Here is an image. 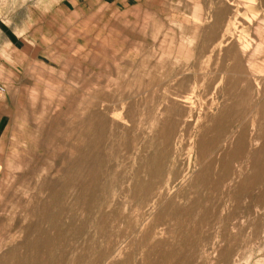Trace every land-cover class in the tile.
<instances>
[{"label":"rangeland","instance_id":"374dc122","mask_svg":"<svg viewBox=\"0 0 264 264\" xmlns=\"http://www.w3.org/2000/svg\"><path fill=\"white\" fill-rule=\"evenodd\" d=\"M0 79V264H264L261 0H0Z\"/></svg>","mask_w":264,"mask_h":264},{"label":"bare ground","instance_id":"6f19581e","mask_svg":"<svg viewBox=\"0 0 264 264\" xmlns=\"http://www.w3.org/2000/svg\"><path fill=\"white\" fill-rule=\"evenodd\" d=\"M261 1L264 3V0H261ZM229 55H230V54H229ZM234 64H235V63H234ZM234 64H233V65H234ZM237 67H238V65H237ZM255 68H256V67H255ZM253 70H254V68H253ZM240 71H241V70H240ZM251 71H252V70H251ZM257 71H259V69H257ZM235 72H236V69H235ZM255 72H256V71H255ZM232 73H233V71H232ZM238 73H240V72H238ZM234 74H235V73H234ZM234 74H233V75H234ZM257 74H258V72H257ZM231 75H232V74H231ZM240 75H241V74H240ZM236 76H237V74H236ZM252 76H253V75H252ZM242 77H243V76H242ZM232 79H233V77H232ZM239 79H240V78H239ZM252 79H253V77H252ZM252 79L249 80V81L251 82ZM225 80H226V79H225ZM244 80H246V79H244ZM229 81H230V80H229ZM234 81H235V80H234ZM238 81H239V80H238ZM247 81H248V80H247ZM247 81H245V83H246ZM256 81H257V80H256ZM241 82H242V80H241ZM253 82H254V80H253ZM208 83H209V82H208ZM245 83H244V85H246ZM257 83H259V82H257ZM226 85H227V84L225 83V86H226ZM231 86H233V85H231ZM252 86H253V85H252ZM252 86H251V87H252ZM253 87H254V86H253ZM234 90H235V87H234ZM250 90H251V89H250ZM229 91H230V90H229ZM231 91H232V90H231ZM248 91H249V90H248ZM253 91H254V90H253ZM231 94H232V93H231ZM232 95H233V94H232ZM247 96H248V95H247ZM250 96H251V95H250ZM236 99H237V98H236ZM248 99H249V98H248ZM246 100H247V99H246ZM247 101H248V100H247ZM234 102H235V101H234ZM244 103H245V102H244ZM246 103H247V102H246ZM248 103H249V102H248ZM248 103H247V104H248ZM235 104H236V102H235ZM235 104H234V106H235ZM239 104H243V103H239ZM230 105H231V104H230ZM244 106H245V105H244ZM231 107H232V106H231ZM236 107H238V106H236ZM239 107H240V106H239ZM242 108H243V107H242ZM234 110H235V109H234ZM240 110H241V109H240ZM230 111H231V110H230ZM261 111H262V108H261ZM164 112H165V111H164ZM169 112H171V111H169ZM171 113H172V112H171ZM232 113H233V112H232ZM241 113H242V112H241ZM262 113H263V111H262ZM169 114H170V113H169ZM235 114H236V113H235ZM167 115H168V114H167ZM169 116H170V115H169ZM230 116H231V114H230ZM234 116H236V115H234ZM259 116H260V115H259ZM167 118H168V117H167ZM215 118H216V117H215ZM165 119H166V118H165ZM213 119H214V118H213ZM216 119H217V118H216ZM219 119H220V121H223L225 118H224L223 120H221V118H219ZM213 121H216V120H213ZM220 121H219V122H220ZM263 121H264V120H263ZM263 121H262V122H263ZM219 122H217V123H219ZM229 122H230V121H229ZM262 122H261V123H262ZM213 123L215 124V122H213ZM220 123H221V122H220ZM225 123H226V122H225ZM258 123H259V122H258ZM169 124H170V123H169ZM221 124H223V123H221ZM212 125H213V124H212ZM215 125H216V124H215ZM218 125H219V124H217V127H218ZM162 126H163V125H162ZM165 126H167V125H165ZM219 126H220V125H219ZM221 126H222V125H221ZM256 126H257V125H256ZM168 127H169V125H168ZM258 127H259V126H258ZM214 128H216V126H214ZM223 128H224V127H223ZM260 128H261V126H260ZM160 130H161V129H160ZM170 130H171V128H170ZM257 130H258V128H257ZM262 130H263V129H262ZM171 131H172V130H171ZM263 131H264V130H263ZM166 132H168V131H166ZM225 132H226V131H225ZM225 132H224V133H225ZM259 132H260V131H259ZM162 134H163V132H162ZM169 134H170V132H169ZM202 135H203V134H202ZM213 135H214V134L212 133L211 136H213ZM254 135H255V134H254ZM168 136H169V135H168ZM168 136H167V138H169ZM214 137H215V136H214ZM199 140H200V139H199ZM217 140H218V139H217ZM166 141H167V140H166ZM202 143H204V142H202ZM199 144H200V143H199ZM206 144H207V143H206ZM215 145H217V144H215ZM243 145H244V144H243ZM197 146H198V145H197ZM236 146H237V145H236ZM241 146H242V145H241ZM234 147H235V146H234ZM163 148H164V146H163ZM236 148H237V147H236ZM197 149H198V147H197ZM232 149H233V148H232ZM164 151H165V149L163 150V152H164ZM202 151H203V150H202ZM163 152H162V153H163ZM198 152H200V149H199ZM203 152H204V151H203ZM205 153H206V151H205ZM164 154H165V152H164ZM200 154L203 155V153H200ZM237 154H238V152H237ZM237 154H236V155H237ZM202 157H203V156H202ZM204 157H205V156H204ZM204 157H203V158H204ZM234 157H235V156H234ZM95 158H96V157H95ZM92 159H93V158H92ZM160 159H162V158L160 157ZM93 160H94V159H93ZM205 164L207 165V163H205ZM227 165H228V164H227ZM88 168H89V167H88ZM204 169H205V168H204ZM208 169H210V168H208ZM155 170H156V169H155ZM210 170H211V169H210ZM225 171H226V170H225ZM90 175H91V174H90ZM150 175H152V174H150ZM151 178H153V177H151ZM168 259H169V258H168Z\"/></svg>","mask_w":264,"mask_h":264},{"label":"built area","instance_id":"2783aa9c","mask_svg":"<svg viewBox=\"0 0 264 264\" xmlns=\"http://www.w3.org/2000/svg\"><path fill=\"white\" fill-rule=\"evenodd\" d=\"M4 92H5V86H4V84L1 82V79H0V95H1V94H4Z\"/></svg>","mask_w":264,"mask_h":264}]
</instances>
